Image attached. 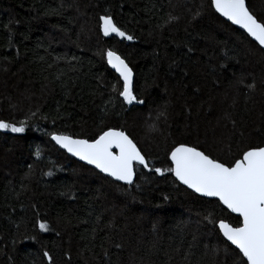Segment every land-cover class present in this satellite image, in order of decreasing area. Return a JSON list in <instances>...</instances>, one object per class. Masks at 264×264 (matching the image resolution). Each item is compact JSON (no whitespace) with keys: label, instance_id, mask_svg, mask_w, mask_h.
<instances>
[{"label":"trees","instance_id":"trees-1","mask_svg":"<svg viewBox=\"0 0 264 264\" xmlns=\"http://www.w3.org/2000/svg\"><path fill=\"white\" fill-rule=\"evenodd\" d=\"M246 4L264 21V0ZM104 14L135 39L104 37ZM110 49L143 104L119 97ZM0 120L26 121L0 131V264H49L45 251L53 264H233L216 224L238 218L217 201L142 167L133 184L114 182L49 140L123 129L161 168L178 143L225 163L260 143L264 52L210 0H0Z\"/></svg>","mask_w":264,"mask_h":264},{"label":"snow or ice","instance_id":"snow-or-ice-1","mask_svg":"<svg viewBox=\"0 0 264 264\" xmlns=\"http://www.w3.org/2000/svg\"><path fill=\"white\" fill-rule=\"evenodd\" d=\"M210 7L225 20L243 29L259 46V51L264 52V21L255 17L246 0H210ZM105 12L107 13V9ZM175 19L169 16L165 24ZM99 22V30L104 37L115 35L126 41L135 39L114 23L111 15H100ZM158 27L163 28L164 25ZM188 51L191 52L192 49L189 48ZM104 57L108 66L115 70L122 81L123 87L118 95L123 103L143 104L144 101L131 90L133 70L125 59L111 49L104 53ZM239 83H243V80ZM245 86L254 88V84ZM113 90H116L115 86ZM25 125L26 121L23 120L19 122V126L0 120V131L23 133ZM258 132L261 142L252 145L241 131V137L249 140V146L229 163L210 157L195 146L178 143L167 153L170 164L166 168L153 167L123 129L109 127L101 130L92 140L74 139L55 132L50 138L70 155L123 184H133L134 175L138 167L142 166L144 170L154 171L158 176L165 172L171 173L176 181L199 196L215 198L238 218L235 226L224 220L216 225L224 240L234 246L231 250L233 264H264V130ZM35 155L39 157V151ZM205 219L209 217L206 216ZM37 225L41 232L51 230L47 223L37 221ZM43 255L49 264H53L49 252L45 251Z\"/></svg>","mask_w":264,"mask_h":264},{"label":"water","instance_id":"water-1","mask_svg":"<svg viewBox=\"0 0 264 264\" xmlns=\"http://www.w3.org/2000/svg\"><path fill=\"white\" fill-rule=\"evenodd\" d=\"M223 21H225L226 23H228L230 26H232L233 28H235L236 30H239L240 32H242V33H244L246 36H247V34L243 31V29H241V28H239L238 26H236V25H233V24H231V22H229V21H227V20H225L223 17H221L218 13H216ZM248 37V36H247ZM253 43H255L256 44V42L255 41H253L252 39H251V37H248ZM257 45V44H256ZM258 46V45H257ZM259 47V46H258ZM110 68V67H109ZM117 76H118V74L115 72V70L114 69H112V68H110ZM119 77V76H118ZM132 82H133V79H132ZM121 83H122V81H121ZM131 87H132V85H131ZM126 105H129V104H126ZM51 137V136H50ZM49 137V140H50V142L56 147V148H58L59 150H61V151H63L67 156H69L70 158H72L73 160H75V161H77V162H79V163H81L82 165H84V166H86V167H88V168H90V169H92V170H95L97 173H99L100 175H103V176H105L103 173H100L97 169H95L93 166H91V165H88V164H86L85 162H83V161H80L79 159H77L76 157H74V156H72V155H70L69 153H67L66 151H64L63 149H61L58 145H56L55 144V142L54 141H52L51 140V138ZM73 138V137H72ZM74 139H80V138H74ZM139 167H142V166H139ZM143 168V167H142ZM135 176L136 175H134V180H135ZM105 177H107V176H105ZM108 179H110V180H112V181H114V182H117V183H120V184H123V183H121V182H118V181H115V180H113L112 178H110V177H107ZM175 179V178H174ZM180 186H182L183 188H185L186 190H188L189 192H191V193H193L194 195H196V196H198V197H200V198H202V199H207V200H214V201H217L218 203H219V201L218 200H216L215 198H210V197H202V196H199L198 194H196V193H194V192H192L190 189H187L184 185H181L178 181H176ZM125 185H128V184H125ZM220 204V203H219ZM220 206L223 208V209H225L229 214H231V215H233V216H235V217H237L236 216V214H234V213H230L223 205H221L220 204ZM219 222H217V224H218ZM216 224V225H217ZM217 227V226H216ZM217 230L219 231V229H218V227H217ZM219 234H220V232H219ZM221 235V234H220ZM221 237L223 238V236L221 235ZM223 240H224V238H223ZM225 241V240H224ZM227 244H229L227 241H225ZM230 245V244H229ZM232 248H234V246H232V245H230Z\"/></svg>","mask_w":264,"mask_h":264}]
</instances>
